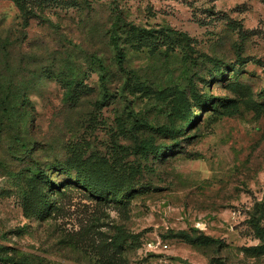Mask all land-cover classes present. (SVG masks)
<instances>
[{
	"label": "rangeland",
	"instance_id": "374dc122",
	"mask_svg": "<svg viewBox=\"0 0 264 264\" xmlns=\"http://www.w3.org/2000/svg\"><path fill=\"white\" fill-rule=\"evenodd\" d=\"M21 1L26 14L0 0V264H264L251 224L264 208V0ZM113 17L128 31L122 67ZM136 26L187 37L138 50ZM35 166L59 185L44 187L59 209L38 217L23 197ZM94 171L126 189L98 199L70 182ZM116 226L131 234L119 251Z\"/></svg>",
	"mask_w": 264,
	"mask_h": 264
},
{
	"label": "trees",
	"instance_id": "16d2710c",
	"mask_svg": "<svg viewBox=\"0 0 264 264\" xmlns=\"http://www.w3.org/2000/svg\"><path fill=\"white\" fill-rule=\"evenodd\" d=\"M16 4L19 6L20 10L23 11V13L26 14L27 9L26 5L22 3L21 0H14ZM26 19V24L28 25L30 19L32 16H24ZM121 17H113V21L111 23V26L108 30V37H109V43L115 48V60L116 62L122 67L124 65V62L126 60V48H123L120 45L121 38L124 33L128 32L127 28L125 27L126 24L121 23ZM135 34H133V37L136 39L133 47L135 49H141L142 47H159L161 44L167 43L169 47H173V44H170L171 42L169 40H173V33L181 38H185L186 33L179 32L172 30L169 27H161L159 29L156 28H143V27H135ZM129 33H131L129 31ZM169 49V50H171ZM102 64H100L101 66ZM101 74V86L105 92V97L108 96V87H107V75H106V69L105 68H98ZM76 86L83 87L84 82L81 81L76 76ZM14 98L11 100H25L26 96L23 93H15L13 94ZM3 102L0 101V107H2ZM189 119H192V116L188 117ZM163 133L167 136H171L172 139L178 140V137L181 135L180 129H173L166 126L165 130H163ZM18 143L20 144L21 150H27L28 145L27 143L23 142L21 138L18 137ZM139 144L147 149L152 150L154 152L164 151L165 148H172L173 146L167 145V144H155L154 139L152 138H144L141 139ZM75 165V164H74ZM65 166H60L57 168L59 169H65ZM30 183L27 191L24 193L23 197L25 201H27L26 208L31 210V213H33L34 216L38 217V213H42L43 208L47 207L45 205L50 204V207L54 206L59 209V206H56V203L54 201V197H52L51 203H48V195L49 192L44 191L45 184L48 183L49 187H54L55 189L59 188V185L56 184L55 181H53L52 177L48 175L47 169H42L41 166H35L31 168L30 170ZM70 182L79 184L82 186V188L90 195L98 199H107V195L109 192L115 193L126 189L124 187V180L118 178L117 176H110L107 174H103L101 176H96V171L92 172L91 175H82V174H75L73 177H70ZM56 184V185H55ZM29 203V204H28ZM47 215V214H46ZM45 215V216H46ZM262 220H264V208H257L255 210V213L251 215V224L252 227L255 230L256 236L261 240V244L259 245L260 248L264 247V225L262 224ZM116 232L112 234L110 244L116 249V250H123L125 248V243L127 239L130 237L131 234L127 231L123 230L121 227L116 226L115 227ZM183 237L189 242L198 243L204 238H208L210 240H213L210 236H206L205 234H202L199 232L198 234L192 235L188 231L183 230L180 232Z\"/></svg>",
	"mask_w": 264,
	"mask_h": 264
}]
</instances>
